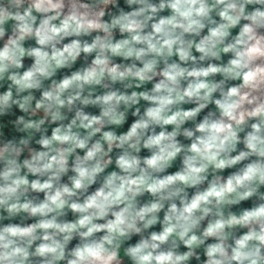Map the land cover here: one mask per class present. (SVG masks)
Instances as JSON below:
<instances>
[{
  "label": "clouds",
  "instance_id": "1",
  "mask_svg": "<svg viewBox=\"0 0 264 264\" xmlns=\"http://www.w3.org/2000/svg\"><path fill=\"white\" fill-rule=\"evenodd\" d=\"M0 264H264V0H0Z\"/></svg>",
  "mask_w": 264,
  "mask_h": 264
}]
</instances>
